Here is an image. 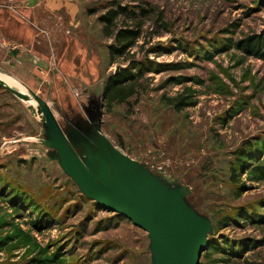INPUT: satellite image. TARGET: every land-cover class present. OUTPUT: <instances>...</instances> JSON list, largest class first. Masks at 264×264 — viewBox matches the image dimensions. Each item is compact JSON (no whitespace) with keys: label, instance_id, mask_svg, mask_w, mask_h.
I'll use <instances>...</instances> for the list:
<instances>
[{"label":"rangeland","instance_id":"1","mask_svg":"<svg viewBox=\"0 0 264 264\" xmlns=\"http://www.w3.org/2000/svg\"><path fill=\"white\" fill-rule=\"evenodd\" d=\"M117 3L148 11L132 50L144 78L101 108L129 63L109 62L101 31ZM263 30L264 0H0V74L21 86L0 79V264H151L147 233L60 167L48 114L87 166L101 135L186 188L211 221L199 264H264V51L237 43Z\"/></svg>","mask_w":264,"mask_h":264},{"label":"water","instance_id":"2","mask_svg":"<svg viewBox=\"0 0 264 264\" xmlns=\"http://www.w3.org/2000/svg\"><path fill=\"white\" fill-rule=\"evenodd\" d=\"M30 94L36 97L32 91ZM36 99L44 104L40 98ZM100 106L103 108V98ZM47 118L52 128L51 144L60 167L82 194L102 210L122 214L147 233L151 264H199L207 246L211 221L185 202L184 197L189 193L186 188H170L101 135L96 142L88 140L91 151L88 158L95 167L87 166L69 151L51 115ZM71 132L80 140H86L77 129Z\"/></svg>","mask_w":264,"mask_h":264},{"label":"trees","instance_id":"3","mask_svg":"<svg viewBox=\"0 0 264 264\" xmlns=\"http://www.w3.org/2000/svg\"><path fill=\"white\" fill-rule=\"evenodd\" d=\"M147 13L146 9L135 10L117 3L99 17L102 23V33L113 40V43L107 46L109 62L129 61L127 66L121 67L107 79L102 90L103 104L105 102L109 105L125 102L139 93L140 81L144 78V67L132 57V50L137 41L143 36L142 27ZM237 43L246 52L260 55L264 51V30L261 35H249ZM1 89L2 85L0 83ZM254 167L262 170L264 169V163L258 162Z\"/></svg>","mask_w":264,"mask_h":264},{"label":"bare ground","instance_id":"4","mask_svg":"<svg viewBox=\"0 0 264 264\" xmlns=\"http://www.w3.org/2000/svg\"><path fill=\"white\" fill-rule=\"evenodd\" d=\"M0 79L4 80L10 86L18 85L21 88L19 83L16 80H14V78L12 79L11 77H8L6 75L0 74Z\"/></svg>","mask_w":264,"mask_h":264}]
</instances>
